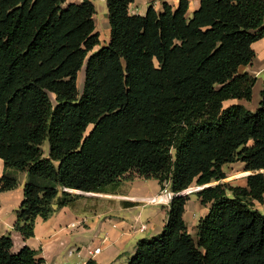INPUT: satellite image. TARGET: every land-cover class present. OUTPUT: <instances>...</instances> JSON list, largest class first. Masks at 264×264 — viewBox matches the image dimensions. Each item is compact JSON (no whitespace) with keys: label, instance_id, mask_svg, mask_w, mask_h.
<instances>
[{"label":"trees","instance_id":"obj_1","mask_svg":"<svg viewBox=\"0 0 264 264\" xmlns=\"http://www.w3.org/2000/svg\"><path fill=\"white\" fill-rule=\"evenodd\" d=\"M132 2L106 0L110 41L88 57L80 93L100 43L93 1L0 0V158L27 174L16 230L33 236L55 200L79 197L67 189L102 192L131 173L173 192L204 187L196 195L209 211L194 237L190 196L174 197L162 233L140 239L127 264H264V88L254 111L225 105L252 99L257 79L239 67L264 37V0H201L191 17L189 0L145 15ZM237 161L252 171L246 184L222 183ZM18 183L5 172L0 191ZM12 248L0 237V264L42 263L35 249Z\"/></svg>","mask_w":264,"mask_h":264},{"label":"crops","instance_id":"obj_2","mask_svg":"<svg viewBox=\"0 0 264 264\" xmlns=\"http://www.w3.org/2000/svg\"><path fill=\"white\" fill-rule=\"evenodd\" d=\"M92 1L96 7V30L101 40V25L110 35L107 3L106 0ZM179 1L133 0L129 11L131 14L145 15L151 5L160 12L165 2L176 8ZM70 2L81 3L82 0H67V3ZM200 2L201 0H189L188 16L191 17L200 7ZM252 48L255 51L253 61L239 67L240 73L247 72L257 79L252 99L232 100L229 103L239 102L254 111L259 107L261 91L264 88V37L255 41ZM242 164L243 170L240 174L242 173L243 183L239 184L245 185L246 177L252 171L247 173L245 164ZM260 172H264V169ZM4 173L5 164L0 158V177ZM17 175L20 179L16 188L0 191V237L11 235L14 253L25 246L35 249L37 257L42 259L41 264H87L89 261L94 264H127L138 241L158 236L167 224L171 202H159L164 199L158 196L162 190L159 181L135 178L108 186L109 190L105 193L68 190L79 195L77 200L63 207H58L55 200L54 213L47 219L37 217L33 236L25 238L16 230L15 223L17 211L24 199L26 176L20 171ZM195 192H190L184 213L188 230L194 237L200 218L209 211V205H203ZM192 193L196 195L195 199ZM142 224L147 225L145 231H140ZM96 247H101V252L91 253Z\"/></svg>","mask_w":264,"mask_h":264},{"label":"rangeland","instance_id":"obj_3","mask_svg":"<svg viewBox=\"0 0 264 264\" xmlns=\"http://www.w3.org/2000/svg\"><path fill=\"white\" fill-rule=\"evenodd\" d=\"M101 25V24H100ZM99 29H101V40H100V43L98 44V45H96L94 48H93V50L92 51H90L89 53H88V55H87V57H86V59H85V63H84V65H83V67L80 69V71H79V74H78V88H79V91H80V93H82V91H83V87H84V82H85V66H86V63H87V60H88V57L92 54V53H94V52H96V51H98V50H100L102 47H104V46H106L108 43H109V41H110V35H109V33H108V31H107V29L103 26V25H101L100 26V28ZM105 39H108V41L107 42H105ZM51 98H52V100H53V102L55 101V98H54V95L53 94H51ZM230 103L228 102V103H226L225 105H229ZM93 128V125H91V126H89V128L87 129V133L86 134H88L89 132H90V130ZM43 151H44V156L45 157H48V154H49V142L46 140L45 142H44V144H43ZM223 169H224V171L226 172V174H227V177L225 178V179H223L222 180V183H225V182H228V183H230L231 185H241V184H239V183H243V180H242V173L240 174V172H242V170H243V164H242V162L241 161H237V162H235V163H228V164H225L224 165V167H223ZM12 172L13 173V171H14V173H16V174H14L17 178H18V182H19V179H20V176L19 175H17V172H19V171H16V170H12V169H8V170H6L5 169V172ZM247 173H249L248 171H246ZM25 173V176H26V179H27V174H26V172H24ZM239 173V174H238ZM131 176V173H129V174H126L125 175V177L122 179V180H120V183L121 182H123V181H125V180H130L128 177H130ZM218 182H213V183H211V184H213V185H215V184H217ZM210 184V185H211ZM114 186V185H113ZM110 187H112V186H110ZM200 189H202V187H198L195 183L190 187V192H197L198 190H200ZM67 190H69V189H67ZM107 190H109V188H106L104 191H102L101 193H105V191H107ZM190 192H187L188 194H190ZM196 192H195V194H196ZM186 193V194H187ZM73 194H75V193H73ZM194 193H192V196H194L193 198L195 199L196 198V195H195ZM199 198V197H198ZM96 199H98V198H96ZM74 200L76 201L77 200V198H74ZM199 200H200V198H199ZM97 205H99L98 204V202L96 203ZM262 205V206H261ZM255 207L257 208V207H259L258 209H260L261 211H263L264 212V204H259V203H256L255 204ZM188 217H191V215H188ZM192 218H195V216H193Z\"/></svg>","mask_w":264,"mask_h":264},{"label":"built area","instance_id":"obj_4","mask_svg":"<svg viewBox=\"0 0 264 264\" xmlns=\"http://www.w3.org/2000/svg\"><path fill=\"white\" fill-rule=\"evenodd\" d=\"M186 193H187L186 191L185 192L184 191L183 192H173L170 189L169 185L165 184V187L161 190L160 194L158 195L159 197L164 198V199H162L159 202H168L169 203V202L172 201V199L174 197H176L178 195L186 194ZM158 196H156V197H158ZM146 228H147V225L146 224H142L140 226V231H145ZM101 250H102L101 247H96L94 250L91 251V253L98 254V253L101 252Z\"/></svg>","mask_w":264,"mask_h":264},{"label":"water","instance_id":"obj_5","mask_svg":"<svg viewBox=\"0 0 264 264\" xmlns=\"http://www.w3.org/2000/svg\"><path fill=\"white\" fill-rule=\"evenodd\" d=\"M211 185H213V184H211ZM211 185H209V186H211ZM208 186V185H207ZM202 188H204V187H202Z\"/></svg>","mask_w":264,"mask_h":264},{"label":"bare ground","instance_id":"obj_6","mask_svg":"<svg viewBox=\"0 0 264 264\" xmlns=\"http://www.w3.org/2000/svg\"><path fill=\"white\" fill-rule=\"evenodd\" d=\"M187 191H188V190H187ZM187 191H186V192H187ZM189 192H190V190H189Z\"/></svg>","mask_w":264,"mask_h":264}]
</instances>
